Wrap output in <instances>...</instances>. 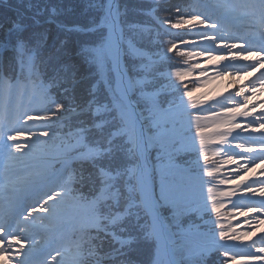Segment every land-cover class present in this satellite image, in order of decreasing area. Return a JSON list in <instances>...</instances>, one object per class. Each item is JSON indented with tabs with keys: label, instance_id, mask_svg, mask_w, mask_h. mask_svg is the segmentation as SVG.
<instances>
[{
	"label": "snow or ice",
	"instance_id": "obj_1",
	"mask_svg": "<svg viewBox=\"0 0 264 264\" xmlns=\"http://www.w3.org/2000/svg\"><path fill=\"white\" fill-rule=\"evenodd\" d=\"M143 3V21L104 0L99 22L58 23L88 38L76 41L75 60L42 59L48 37L29 43L27 25L14 26V42L0 40V264H102L105 237L133 242L113 231L127 222L154 246L156 264L174 244L173 226L198 237L188 256L200 264L216 255L219 264H264V0ZM133 103L155 130L147 142L129 127ZM105 130V146L89 144ZM120 137L137 163L113 169L102 161ZM152 151L159 199L144 195ZM84 163L95 190H84ZM243 197L259 202L237 206ZM206 212L214 237L188 223Z\"/></svg>",
	"mask_w": 264,
	"mask_h": 264
},
{
	"label": "trees",
	"instance_id": "obj_2",
	"mask_svg": "<svg viewBox=\"0 0 264 264\" xmlns=\"http://www.w3.org/2000/svg\"><path fill=\"white\" fill-rule=\"evenodd\" d=\"M55 6L57 9V15L52 16L49 9ZM121 9L127 7V18L129 20L143 21L145 17L139 14V9L147 7L143 0H120ZM104 0H0V40H5L11 38L13 42L16 37L15 25H27L28 28L24 33L26 39L29 43H34L36 40L43 41L44 36L47 35L48 39L43 48L42 59H46L49 55L52 57L50 63L55 62L59 57L66 60L67 57L64 55L66 52L71 53L72 59H76L75 52L77 51L79 40L83 43L86 39L85 36H78L73 33H68L64 29L57 27V24L73 25L81 24L85 27L89 23L99 22V18L103 12ZM71 9V10H70ZM165 9L162 7L161 11ZM42 12V14H40ZM39 19L41 24L39 27L34 25V20ZM51 19L53 23H47V20ZM65 38L68 39L69 43L66 45H61V41ZM174 59L180 63L179 56L177 55ZM94 69H85L81 66V72L85 75L93 72ZM131 74V70H130ZM110 81L113 83V78L111 72H109ZM95 79V77H93ZM91 80L84 81L81 85V89L87 88L91 83ZM103 87V86H101ZM142 119L145 121V134L150 138L154 129L150 119H148V113L142 104L133 103ZM128 122L130 129H133V123L129 118ZM99 140L101 147L106 145L108 140L107 130L101 135L100 133L93 132L89 136V144L94 145L95 142ZM126 137H120L115 140L112 144V152L105 157L102 161L103 164L112 167L113 169L120 168L124 169L126 167L132 166L137 163L135 156L129 151V144L126 142ZM85 149H80L84 151ZM147 163L150 166L152 181L154 183V195L157 199L161 195L162 177L159 171V165L161 163L158 159V154L152 151L147 158ZM84 173V183L86 185L85 191L95 190L100 186V181L95 175V169H93L88 163L82 165ZM91 174V175H90ZM176 185L178 183V177L169 178ZM165 215H170V213H165ZM199 223L201 231L204 227L207 229L209 236H215L214 230V218L211 216L210 212H206L202 217H194L188 220V223ZM126 227L127 232L120 231L121 228ZM187 227V224L185 225ZM113 231L117 233L118 236L125 238H132L133 242L131 244L125 243L123 248L119 244L113 243L111 237H105V242L103 247L100 249L101 255L106 260L104 264H154L155 263V249L154 246L140 238L137 232L136 226L127 222L125 224H117ZM172 233L175 237L184 236L179 228L175 226L172 227ZM104 233L101 232V236ZM197 238V237H195ZM198 239V238H197ZM183 240H179V244L184 245ZM185 251L180 259V264H200L199 260L194 258L189 259V247L183 246ZM188 256V257H186ZM220 257L218 255L213 256L208 264H219Z\"/></svg>",
	"mask_w": 264,
	"mask_h": 264
},
{
	"label": "rangeland",
	"instance_id": "obj_3",
	"mask_svg": "<svg viewBox=\"0 0 264 264\" xmlns=\"http://www.w3.org/2000/svg\"><path fill=\"white\" fill-rule=\"evenodd\" d=\"M113 81H114V79H113ZM113 87L115 88V81L113 82ZM132 105H133V107L136 108V106L134 104H132ZM128 114H129L130 120L133 123V127H135L134 118H133L134 115H133L131 109H130V111H129ZM140 122H141V125H142V128H141L142 129L141 133H142V132H144V129H145V122H144V120H141ZM141 135L144 137L145 142H147L149 140V138L147 136H145L144 133L141 134ZM146 166L149 169V175L148 176H150V179L152 180V177H151L152 174H151L150 166H149V164H147V160H146ZM171 178H175V177H171ZM171 183L174 185V183L172 181H171ZM175 186L177 188H183V189H186L187 188L186 184L182 180H180V178H178V183ZM249 198H251V197L236 198V204H237V206H245L247 204H253L251 201L248 200ZM184 236L186 237V240H183V241H185L184 242V245L186 247H189L188 248L189 251L194 252L196 250L197 244L192 243V241H189L188 238H193V240H196L195 237H197V236L194 235V234L193 235H189V234H186V233H184ZM197 241H198V239H197ZM184 245L183 244L176 243V241H174V244H172V247L174 249V252H173V260H174V263L175 264H180V259L181 260L184 259V257H181L182 254H183V252L185 251V248H183ZM186 257H188V256H186ZM105 261L106 260H102V264H104ZM154 264H156V260H155V263ZM161 264H166V261H165V259L163 257H162Z\"/></svg>",
	"mask_w": 264,
	"mask_h": 264
},
{
	"label": "bare ground",
	"instance_id": "obj_4",
	"mask_svg": "<svg viewBox=\"0 0 264 264\" xmlns=\"http://www.w3.org/2000/svg\"><path fill=\"white\" fill-rule=\"evenodd\" d=\"M244 79L247 80L248 78L245 77ZM242 82H243V81H242ZM135 128H136L137 135L142 136V135H141V128H142V125H141L140 120H137L136 125H135ZM142 137H143V136H142ZM143 139H144V137H143ZM144 140H145V139H144ZM144 195H145L146 198L152 196V195H151L150 185H149V182H148V180H147V177L145 178V189H144ZM253 199L256 200V201H259L258 198H253ZM173 252H174V249H173V247H172V245H171L170 248H169V251H168L167 255H166V256H163V258L165 257V259L167 260V264H175V263H174V260H173Z\"/></svg>",
	"mask_w": 264,
	"mask_h": 264
},
{
	"label": "water",
	"instance_id": "obj_5",
	"mask_svg": "<svg viewBox=\"0 0 264 264\" xmlns=\"http://www.w3.org/2000/svg\"><path fill=\"white\" fill-rule=\"evenodd\" d=\"M131 107H133V105H131ZM132 109V108H131ZM133 115H134V120H135V122L139 119V116H138V114H137V111L136 112H133ZM152 197V196H151ZM164 259H165V257H164ZM165 261H166V264H167V260L165 259Z\"/></svg>",
	"mask_w": 264,
	"mask_h": 264
}]
</instances>
